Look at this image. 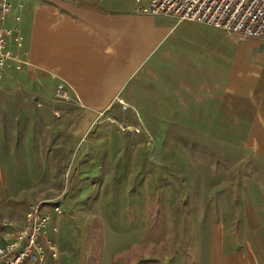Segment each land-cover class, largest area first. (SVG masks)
<instances>
[{
	"label": "rangeland",
	"instance_id": "1",
	"mask_svg": "<svg viewBox=\"0 0 264 264\" xmlns=\"http://www.w3.org/2000/svg\"><path fill=\"white\" fill-rule=\"evenodd\" d=\"M16 71L0 74V225L20 222L32 205H58L53 264L114 256L199 264V234L217 223L227 251L246 242L224 193L256 171L232 133L226 142L223 122H210L207 105H148L142 89L77 135L69 129L84 107L64 106L47 80Z\"/></svg>",
	"mask_w": 264,
	"mask_h": 264
},
{
	"label": "crops",
	"instance_id": "2",
	"mask_svg": "<svg viewBox=\"0 0 264 264\" xmlns=\"http://www.w3.org/2000/svg\"><path fill=\"white\" fill-rule=\"evenodd\" d=\"M10 4L7 19L23 35L18 54L27 64L22 72L44 78L53 90L63 85L69 94L64 106L84 107L69 131L82 135L98 112L126 105L129 92L142 89L148 90V105L156 98L161 106H208L210 122H223L226 142L232 133V143L248 155L242 159H249L246 168L256 171V179L239 185L236 194L227 183L224 193L230 219H239L246 242L238 251H227L217 223L208 234H199V264H264V41L140 15L136 0ZM9 47L16 53L11 41ZM15 65L8 61L1 74L16 71ZM97 264L122 263L113 257Z\"/></svg>",
	"mask_w": 264,
	"mask_h": 264
},
{
	"label": "built area",
	"instance_id": "3",
	"mask_svg": "<svg viewBox=\"0 0 264 264\" xmlns=\"http://www.w3.org/2000/svg\"><path fill=\"white\" fill-rule=\"evenodd\" d=\"M10 11V0H0V71L8 61L15 62L16 70H22L27 64L18 54L23 48L22 33L2 27ZM135 12L171 18L177 23L204 25L221 30L228 37L235 35L264 41V0H136ZM9 41L16 53L10 49ZM54 96L60 102L69 100L68 91L61 84L56 86ZM61 215L58 205L36 204L28 208L20 222L3 221L0 225V264L56 261V218Z\"/></svg>",
	"mask_w": 264,
	"mask_h": 264
},
{
	"label": "trees",
	"instance_id": "4",
	"mask_svg": "<svg viewBox=\"0 0 264 264\" xmlns=\"http://www.w3.org/2000/svg\"><path fill=\"white\" fill-rule=\"evenodd\" d=\"M99 259L100 257H90L88 264H97ZM138 264H157V261L149 260L147 262H140Z\"/></svg>",
	"mask_w": 264,
	"mask_h": 264
}]
</instances>
